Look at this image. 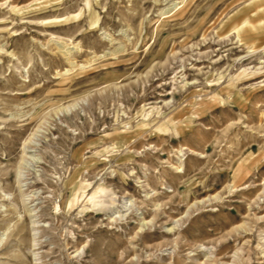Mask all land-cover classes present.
Wrapping results in <instances>:
<instances>
[{
    "label": "rangeland",
    "instance_id": "374dc122",
    "mask_svg": "<svg viewBox=\"0 0 264 264\" xmlns=\"http://www.w3.org/2000/svg\"><path fill=\"white\" fill-rule=\"evenodd\" d=\"M248 3L0 0V264H264Z\"/></svg>",
    "mask_w": 264,
    "mask_h": 264
},
{
    "label": "crops",
    "instance_id": "0c3cea01",
    "mask_svg": "<svg viewBox=\"0 0 264 264\" xmlns=\"http://www.w3.org/2000/svg\"><path fill=\"white\" fill-rule=\"evenodd\" d=\"M257 1L258 0H249V3L245 5L243 8H241L240 10H238L237 13H235L231 18L236 16V19L238 22L239 21H242V22L252 21L254 29L252 30V32H250L252 33L251 36L249 33L246 34V39L247 40L251 39L249 43L255 46L256 48H263L264 47V18H260L261 16L256 14L257 7L255 4H257L256 3ZM239 36L242 38L240 34Z\"/></svg>",
    "mask_w": 264,
    "mask_h": 264
},
{
    "label": "bare ground",
    "instance_id": "6f19581e",
    "mask_svg": "<svg viewBox=\"0 0 264 264\" xmlns=\"http://www.w3.org/2000/svg\"><path fill=\"white\" fill-rule=\"evenodd\" d=\"M242 38L239 36V43H242ZM264 51V50H263ZM262 52V51H261ZM249 53H252V52H249ZM264 54V53H263ZM253 55V54H251ZM262 59V58H261ZM244 60V57L240 58L239 59V62L241 64V62ZM249 62V61H248ZM243 63V62H242ZM261 64L264 65V61L261 62ZM250 69H247L246 71L242 72L241 74H243V76H246V75H261V74H264V66L262 68H253L251 72H248ZM247 72V73H246ZM246 73V74H244ZM242 77V76H241ZM245 108V107H244ZM135 134V133H134ZM134 134H130V135H127L124 137V139L128 142L130 141L131 139H133V137L135 136ZM178 169V168H177ZM248 172L245 171V169L242 167V168H239L235 171V174H234V178L237 179V180H242L245 175H247ZM189 194V193H188ZM189 196V195H188Z\"/></svg>",
    "mask_w": 264,
    "mask_h": 264
}]
</instances>
